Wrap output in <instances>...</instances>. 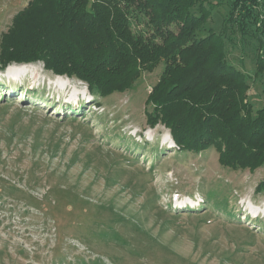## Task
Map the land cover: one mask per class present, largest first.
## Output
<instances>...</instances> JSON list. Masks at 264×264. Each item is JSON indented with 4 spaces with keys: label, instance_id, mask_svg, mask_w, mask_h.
<instances>
[{
    "label": "rangeland",
    "instance_id": "374dc122",
    "mask_svg": "<svg viewBox=\"0 0 264 264\" xmlns=\"http://www.w3.org/2000/svg\"><path fill=\"white\" fill-rule=\"evenodd\" d=\"M210 1L221 4L205 26L231 37L226 58L261 107L255 42L224 23L226 0ZM27 2L0 0V35ZM15 65L0 72V264H264V167L177 151L148 126L163 64L106 97L42 63Z\"/></svg>",
    "mask_w": 264,
    "mask_h": 264
},
{
    "label": "trees",
    "instance_id": "16d2710c",
    "mask_svg": "<svg viewBox=\"0 0 264 264\" xmlns=\"http://www.w3.org/2000/svg\"><path fill=\"white\" fill-rule=\"evenodd\" d=\"M224 23L255 42L264 74V0H226ZM206 4H209L207 7ZM210 0H28L0 35V71L42 63L97 97L124 93L163 70L145 104L150 128L168 129L177 151H219L233 170L264 167V105L248 101L247 75L226 58L225 37L206 27ZM200 32H203L200 34ZM256 192H264V181Z\"/></svg>",
    "mask_w": 264,
    "mask_h": 264
},
{
    "label": "bare ground",
    "instance_id": "6f19581e",
    "mask_svg": "<svg viewBox=\"0 0 264 264\" xmlns=\"http://www.w3.org/2000/svg\"><path fill=\"white\" fill-rule=\"evenodd\" d=\"M20 66L27 67L26 65H20ZM8 70L10 71V73H9L10 75H13V76H16V77L17 76L21 77L20 73H22V72L24 73V71H26V69H24V68L23 69H16V70L14 68H12V69L10 68ZM56 78H60V77H56Z\"/></svg>",
    "mask_w": 264,
    "mask_h": 264
},
{
    "label": "water",
    "instance_id": "95a60500",
    "mask_svg": "<svg viewBox=\"0 0 264 264\" xmlns=\"http://www.w3.org/2000/svg\"><path fill=\"white\" fill-rule=\"evenodd\" d=\"M67 78V77H66Z\"/></svg>",
    "mask_w": 264,
    "mask_h": 264
}]
</instances>
